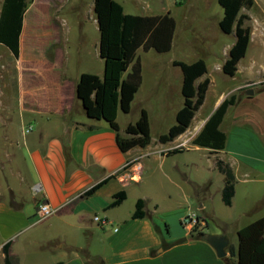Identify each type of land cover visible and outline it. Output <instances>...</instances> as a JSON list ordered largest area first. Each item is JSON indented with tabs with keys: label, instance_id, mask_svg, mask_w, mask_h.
<instances>
[{
	"label": "crops",
	"instance_id": "1",
	"mask_svg": "<svg viewBox=\"0 0 264 264\" xmlns=\"http://www.w3.org/2000/svg\"><path fill=\"white\" fill-rule=\"evenodd\" d=\"M36 1L25 13L20 57L15 59L11 52L5 57L0 55V116L5 114L4 119L9 121L0 127L2 260V249L10 243L13 264H238V259L231 256L227 231L214 232L229 239L225 257L220 258L207 242L211 235L208 217L215 215L221 205L232 209L238 234L241 228L264 216V73L257 75L264 72V7L256 10L258 2L254 0L251 9L241 10L250 18L246 26L251 28V42L234 77L224 74L222 67L236 42L235 34H230L232 43L223 47L222 63L214 61L213 70L207 61L212 38L192 61L182 60L192 63L204 59L208 73L196 84L205 78L210 80L204 104L187 132L167 144L151 142L146 148L123 152L117 144V132L106 121L89 118L77 97L82 74L104 75L100 43L97 71H87L81 57L71 66L68 39V47L59 48L53 32L37 31L31 45L30 12ZM50 16L49 21H53L58 14L52 12ZM198 17L191 14L185 29L209 32V24L192 20ZM223 17L215 22L220 33ZM84 51L79 48L78 55ZM142 67L143 83L131 111L142 102L143 63ZM173 69L177 70V86L182 90L183 73L174 64ZM154 74L152 81L169 87V64H158ZM242 74L245 77L239 79ZM227 77L234 81L230 95L240 98L229 108L221 125L227 134L226 147L213 152L193 145V140L227 98L224 92H217L219 80L224 82ZM250 89L253 95L247 94ZM158 91L156 97L161 94ZM212 95L214 102L204 114ZM120 118L119 111L117 122L120 134L125 136L126 128L135 121L122 125ZM135 160L142 169H124L127 162ZM218 160L228 164L235 175L231 206L223 202L225 175L218 169ZM120 192L126 193V199L111 207ZM139 200L145 203L146 216L134 219ZM42 203L49 204L56 213L38 222ZM190 211L206 222L192 234L182 225V218ZM95 216L109 223L102 226Z\"/></svg>",
	"mask_w": 264,
	"mask_h": 264
},
{
	"label": "trees",
	"instance_id": "2",
	"mask_svg": "<svg viewBox=\"0 0 264 264\" xmlns=\"http://www.w3.org/2000/svg\"><path fill=\"white\" fill-rule=\"evenodd\" d=\"M33 2L34 0H3L2 3L0 45L7 47L15 59L20 57V39L25 13ZM219 3L224 9L220 29L227 35L236 36V42L230 49L222 70L227 76L234 77L238 71V64L245 57L251 42V28L246 26L250 18L241 14V10L251 9L254 0H219ZM94 12L100 31V54L105 62L104 75L99 77L90 73L82 74L77 84V97L89 118L104 120L117 132V144L121 151L128 152L137 147L146 148L152 142L147 111L142 110L139 120L128 125L125 136L120 134L117 116L119 111L125 114L131 112L135 96L143 83V67L138 51L154 50L159 54L170 52L177 22L169 13L161 16L127 14L117 0H94ZM173 64L183 73L181 93L184 103L176 115L175 125L168 133L158 138L161 144L170 143L187 132L197 111L204 104L210 86L208 78L196 84L198 79L208 73L204 59L192 63L174 61ZM239 98V95L232 94L221 103L193 140V145L213 152L225 149L227 134L221 130V125L229 108L236 105ZM177 152L179 151L176 150L175 153ZM217 166L225 175L223 202L226 206H231L235 194V175L230 166L223 161L218 160ZM98 187L88 193H93ZM125 199V192L116 194L111 207L120 205ZM144 207V201L139 200L134 219L146 216ZM238 237L237 253L231 249V256H237L238 264H264V216L241 228ZM2 253L4 264H13L10 243L4 245Z\"/></svg>",
	"mask_w": 264,
	"mask_h": 264
},
{
	"label": "rangeland",
	"instance_id": "3",
	"mask_svg": "<svg viewBox=\"0 0 264 264\" xmlns=\"http://www.w3.org/2000/svg\"><path fill=\"white\" fill-rule=\"evenodd\" d=\"M256 1L258 2L256 10L260 11L264 7V0ZM117 2L124 7L127 14L150 16L169 13L177 22L175 48L171 52L164 55H160L155 51L146 53L141 50L139 52L144 65L145 76L142 102H138L135 109L129 114L120 111V123L125 125L129 121L137 122L142 110L147 109L151 125L152 143L154 144L158 142V138L162 134L168 133L169 129L175 125L177 111L184 103L181 88L177 86V78L175 76L177 70L173 69L174 60L192 61L195 53L199 52L202 47L207 46L211 40L210 38H212L214 41L210 44L211 55L207 57V61L211 70H213V62L222 63L223 47L232 43L233 37L220 33L217 24H215L218 18L224 15V10L219 0H117ZM1 5L2 0H0V9ZM33 6L30 12L32 18L29 25L32 31L31 45L35 41L34 36H36L35 33L37 31L53 32L57 34V41L60 42L59 48L66 49L69 46V64L71 66L77 64L78 57H81V64L82 66H86L87 71H97L100 31L94 12V0H37ZM52 12L57 13L58 16L54 17L53 21H49L50 17H52L50 16ZM193 13L199 17L192 20L209 24V29H211L209 32L201 33V30L198 32V30L190 31L185 29V25L189 22L188 17ZM207 38L209 39L207 40ZM66 39H68V46L65 44ZM79 48L86 50L81 56L78 55ZM7 54H10L9 49L4 45H0V55L5 57ZM158 64H169V87L161 86L157 80L152 81V77L155 75V68H157ZM262 73L264 72H257V75H261ZM244 77L245 75L242 74L238 78ZM224 80V82L219 80L221 83H219L217 92H224V95L228 97L233 91L234 81L228 79V77ZM157 90H159L158 93H161L159 97H156ZM213 102L214 95L209 98L208 106L203 111L204 114L209 112ZM4 117L5 114L4 116H0V127L3 126L4 122L5 124L9 123ZM217 178L218 173L214 179V187L217 185ZM214 199L217 202L218 197L215 196ZM215 212V215L211 214L208 217L209 233L214 235L215 231H227L230 237V248L236 254L239 247V237L236 233L234 222L236 214L232 212V209L224 205H221V209L216 208ZM233 258L237 259V256L235 255ZM1 260L2 258L0 257ZM1 262L4 263L3 260Z\"/></svg>",
	"mask_w": 264,
	"mask_h": 264
},
{
	"label": "built area",
	"instance_id": "4",
	"mask_svg": "<svg viewBox=\"0 0 264 264\" xmlns=\"http://www.w3.org/2000/svg\"><path fill=\"white\" fill-rule=\"evenodd\" d=\"M30 130L31 128L28 129V131ZM132 167H136L138 170L142 169V166L140 165L138 160L127 162L124 166V169L130 170ZM55 213H56V210L53 207H51L47 203H42L38 207V212H37L38 220L37 221L43 222L53 217ZM94 220L102 226L109 223L107 219L101 218L99 216H95ZM182 225L192 234L196 230L200 229L202 226H205L206 222L203 218L199 216V214L190 211L186 213V215L182 218Z\"/></svg>",
	"mask_w": 264,
	"mask_h": 264
},
{
	"label": "water",
	"instance_id": "5",
	"mask_svg": "<svg viewBox=\"0 0 264 264\" xmlns=\"http://www.w3.org/2000/svg\"><path fill=\"white\" fill-rule=\"evenodd\" d=\"M247 94L253 95L254 90L252 89L248 90ZM207 242L215 248L220 258L226 256V249L229 245V239L225 235H221V236L209 235L207 237Z\"/></svg>",
	"mask_w": 264,
	"mask_h": 264
}]
</instances>
